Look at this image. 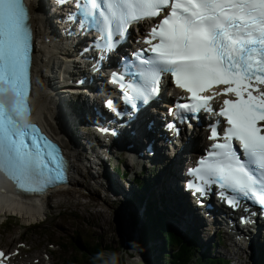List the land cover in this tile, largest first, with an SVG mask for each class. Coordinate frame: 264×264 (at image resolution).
Instances as JSON below:
<instances>
[{"label": "snow or ice", "instance_id": "1", "mask_svg": "<svg viewBox=\"0 0 264 264\" xmlns=\"http://www.w3.org/2000/svg\"><path fill=\"white\" fill-rule=\"evenodd\" d=\"M74 6L81 26L100 33L98 59L118 50L133 22L160 18L144 38L150 50L133 54L142 84L125 85L123 73H113L112 82L122 96L129 95L127 87L133 98L147 102L158 94L162 75L169 74L189 94L188 102L176 104L181 123L198 120L201 112L223 118V132L217 120L209 125L208 138L224 142L214 143L207 160L189 169L201 183L189 180L188 187L203 196L217 185L234 209L243 198L264 211V0H74ZM29 19L24 0H0V97H15L11 106L0 99V171L20 188L38 192L63 178L65 162L56 145L41 143L38 129L18 119L27 111ZM213 88L219 90L204 94ZM229 95L235 99H223L219 110L212 106L217 96ZM115 105L105 101L121 115ZM168 127L179 134L174 123Z\"/></svg>", "mask_w": 264, "mask_h": 264}, {"label": "rangeland", "instance_id": "2", "mask_svg": "<svg viewBox=\"0 0 264 264\" xmlns=\"http://www.w3.org/2000/svg\"><path fill=\"white\" fill-rule=\"evenodd\" d=\"M70 110L73 111V109ZM75 112L78 118H80L79 112H82L81 109L79 108ZM77 127L78 123L71 127L73 133ZM81 131L80 129L78 139L76 140L74 138L75 141L79 142V137L84 136V133ZM137 138L140 140V136ZM156 146L158 145L156 144ZM139 149L145 152V145H141ZM79 152L80 157L85 161V167L91 172L87 167L90 165L86 161L85 156H87V153L83 152L82 148ZM119 153L121 156L118 160L119 163L124 165V162H129V160L124 158V151ZM157 156L152 158V163L142 162L136 172V174L138 173L137 176L145 172V176H148L145 187L148 190L149 188L155 189V192L150 193L147 191L145 194H142L136 190L135 185H133V190L138 196H145L146 199L153 200L157 205V209L159 208L161 211V208H163V199L164 204H166V201L170 204V208L177 204H175V198L169 189V185L172 186V183L169 180L168 174L164 171L165 168L171 166L168 165L170 160L163 158L159 150ZM114 163L117 165L116 161ZM76 166L81 171L80 177H78V174H75L76 176L73 175L75 179L72 181L69 189L56 193L52 199L46 201L42 208L43 216L40 221L35 223L38 226L37 228H24L25 226L30 227V223L33 222H27L21 216L11 213L0 214V245L12 250L16 244H26L27 253L23 257L32 260L38 259L37 255L44 250L48 255L51 254L53 256V263L50 262V264H76V258L78 260L80 258L82 259L78 263L85 264L87 260L83 256L84 250H75L74 248H80V245L87 246L88 244L94 245L102 243L110 251H113L117 245H119L120 250V244L122 243L126 247H130L133 253L145 258L150 264H164L163 260H161L163 253L162 238H155L151 242L152 244H146L144 247L143 239L145 229L143 228L144 226L146 227V223L133 218L131 215V204H126L125 197H123L122 191L128 189L131 185L130 178L119 180L115 184V187L122 189L115 192L109 186L103 184L106 183L103 180V176L101 178L97 176L93 177L96 181L100 182L97 184L94 180L92 181L93 178L88 175L89 172L84 169L83 164L77 163ZM155 167H158V169H154ZM149 171H155L151 179L148 173ZM161 182L162 184H160ZM43 202H45V199H43ZM63 204L65 208L59 209ZM142 210L143 207H141L140 211ZM59 213H61L60 216H58ZM8 218L12 219L6 222ZM210 218L212 217H208L207 219ZM174 222L178 231H186L193 228L185 227L182 222H179L177 217L174 218ZM208 226L209 228L203 226L205 231L200 227V230L204 231L200 232L202 244L208 247V249H205L207 251L205 253L206 256L214 257L218 261L232 260L236 264L255 263L254 259L258 255L252 257L250 253L240 252L236 249L232 252L226 251L233 246L227 234L223 232V228L212 225ZM65 228H69L68 231H65ZM20 236H23L24 239H20ZM194 236L198 237L199 233L194 234ZM153 250L155 251L154 255L151 253ZM259 253L261 254V252ZM159 256L160 258L156 261V258ZM193 264H196V262Z\"/></svg>", "mask_w": 264, "mask_h": 264}, {"label": "bare ground", "instance_id": "3", "mask_svg": "<svg viewBox=\"0 0 264 264\" xmlns=\"http://www.w3.org/2000/svg\"><path fill=\"white\" fill-rule=\"evenodd\" d=\"M43 4L48 6V0H28V6L31 10L30 22L33 28V41L37 44L33 63V76L35 81V118L37 121L42 123L46 127L47 131H50L53 136L62 144L64 150L66 151V158L73 163V168H71V173L69 175V178L72 179L71 183L75 179V174L78 173L76 159L79 160V157L81 156L75 141V139H78L80 129L82 130L81 132L84 133V136L81 138L79 137V141L81 143V145L79 143V147L83 149V152L87 153V156H85L86 161L90 164L87 167L91 170L93 177L97 176L98 178H101L103 176L104 167L106 166L105 159H103L102 150L98 147H93V145L91 146L92 141L87 140L89 131H91L92 129H83V126L81 125L82 120H78L79 118H77L75 115V108H73V111L68 108L75 106L73 99L70 98L68 100V104H66V101L59 94L68 92L66 91L67 89H63L58 92L54 84L55 81L60 79V75L56 71V69L58 68L60 62L64 61L67 57V53L63 51V49H66L65 45L67 43L66 38L64 36L58 39L53 35V31H58V29L52 27V24L48 17L50 13L44 10ZM49 12H51V9H49ZM55 13V11L52 12L53 15H55ZM124 51H126V49L123 50V52ZM77 59L80 60V58ZM75 69L76 66L71 65L64 68L62 70V73L70 74ZM90 69L91 68H89V72L93 74ZM104 74L105 72L100 73V84L98 85V87L101 88L102 93H99L98 95L96 94L95 90H92V98H99L106 93L107 89L106 83L104 82ZM59 83L61 84L63 82ZM90 83V85H93V82L90 81ZM81 100L84 104L79 103L77 105L87 106L86 110L88 115L85 116V119L87 120L89 116H95V114H93L89 110L95 105H99L100 103L89 99ZM57 109L61 111V114L64 118L59 114V111ZM71 114L76 118L74 121H71ZM54 115L56 116L58 123L61 124L62 128L66 130L69 135L72 136L75 147L72 146V141L71 143H68L64 140V137H61L59 135L58 123L53 121ZM148 116H150V113H148ZM67 122L68 127L66 126ZM77 123L78 127L74 131L73 136L72 132L70 131V128ZM143 125V123L140 125V129L144 131V136L148 138L149 141L155 139V134H153L152 132H148L145 128L143 129ZM132 130H135V126ZM132 137L133 136L127 132L124 134V143L136 144V148L134 147L133 150L135 152H138L137 156L133 155V151H130L129 153L135 159L132 165H136L140 162L144 163L147 158L142 153H140L139 147L145 142L144 140H139L137 136L133 138ZM172 137V135H168L166 138L172 139ZM104 141L106 145L104 146L103 151L108 156H112L118 146H122L121 144H118V141L116 139L107 140L106 138H104ZM183 142L187 143L188 145H183L180 142H173L172 144H169L166 143V139H158L156 143L161 146V152L164 155L175 154L176 156H178V158L175 160V163L172 166L165 168L164 170L165 173L168 174L169 180L172 183V186L169 185V189L172 191L171 194L173 193L172 196L175 198V204H177L176 206L173 205V207L171 208L175 216L177 217L180 223L182 222L185 227L188 228H198L203 226L209 228L208 225L222 227L227 231V237H229L233 246L231 249H227L226 251L232 252L236 249L237 251L248 252L253 255V253L257 250V239L262 238V235H264V221H261L258 217L255 216L253 223L257 226L252 229V227L249 225L239 224L237 227L239 233L233 234L230 233L227 229L226 224L224 222V218H222L221 215H218L217 218L206 219V211L202 212V209L200 207L197 208L194 205L193 201L188 200L184 196L183 189L181 188L180 184L184 182V170L188 165L190 166V164H185L188 158L186 153L187 151L196 148V146L194 145V142L191 141L187 142L186 140H183ZM105 148H107L108 150H105ZM167 150H169V152ZM168 159H171V157L168 156ZM184 164L185 166L182 169V165ZM124 173L128 174L129 176L132 175L129 172V167L124 169ZM121 179L124 178L121 177L119 180ZM160 184H162V182ZM66 188L67 187L64 186L58 192L64 191L66 190ZM15 193L16 192L13 186L0 174V214L11 213L14 215H18L23 217L27 222L40 221L43 216L42 208L44 207L46 201H48L49 198L47 197L48 194H46L45 196L47 198H43L45 199V202H43V199H41L40 201L34 203L32 197L22 198L18 197ZM54 194L55 193H53L52 195ZM174 210H176L177 212ZM67 229L65 228V230ZM191 232L194 231L191 230ZM137 256L138 259L143 258L140 255Z\"/></svg>", "mask_w": 264, "mask_h": 264}, {"label": "trees", "instance_id": "4", "mask_svg": "<svg viewBox=\"0 0 264 264\" xmlns=\"http://www.w3.org/2000/svg\"><path fill=\"white\" fill-rule=\"evenodd\" d=\"M135 208L139 205H145V211L142 214L141 218L134 216V219L142 220L146 223V227L144 226V239L143 244L144 247L146 244H152L155 238H162L163 242V250L161 260H163L164 264H219L218 261L214 257L206 256L205 254L200 253V248H197L194 244V240H190L188 243H183V236L178 234L176 231L171 230L165 223L164 214H160L157 209V205L153 200H148L145 197L135 196L132 198ZM140 209V208H138ZM163 217V218H162ZM142 229V231H143ZM164 237L167 238L166 243L163 241ZM85 249L83 256L88 258V264H103L104 256L112 251H110L106 246L102 243H97L95 245L88 244L87 246H82ZM112 249V248H111ZM141 249V248H140ZM171 250L173 253H171ZM150 253V251H148ZM153 255L155 251L151 252ZM160 258H156V261ZM80 260H76V264Z\"/></svg>", "mask_w": 264, "mask_h": 264}, {"label": "water", "instance_id": "5", "mask_svg": "<svg viewBox=\"0 0 264 264\" xmlns=\"http://www.w3.org/2000/svg\"><path fill=\"white\" fill-rule=\"evenodd\" d=\"M63 208L64 204L62 205ZM95 245V244H94ZM78 249H83L82 245H80V248ZM113 249V248H112ZM85 252V249H83ZM133 253L130 247H126L122 243L120 244V250H119V245L116 246V248L113 249L112 253H107L104 256V259L106 261L103 262V264H150L149 261H147L145 258L138 259L139 254ZM87 262L85 264H88V258H85ZM145 263H144V262Z\"/></svg>", "mask_w": 264, "mask_h": 264}]
</instances>
